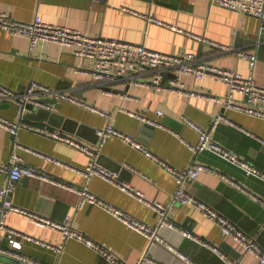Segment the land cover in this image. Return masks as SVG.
<instances>
[{"label": "crops", "instance_id": "crops-1", "mask_svg": "<svg viewBox=\"0 0 264 264\" xmlns=\"http://www.w3.org/2000/svg\"><path fill=\"white\" fill-rule=\"evenodd\" d=\"M0 12L22 22H32L40 16L45 22L68 26L90 36L145 44L164 53L194 52L202 62L244 75L253 73L256 82L264 88V41H257L261 21L214 5L211 0H0ZM149 17L178 26L207 41L150 23ZM208 41L228 46L231 50L223 52ZM202 43L204 47L200 49ZM240 51L256 54L257 59L254 62L243 59L239 56ZM93 68L92 60L75 56L63 45L40 41L34 50H30L27 38L0 29L1 84L24 92L28 84L35 81L73 94L85 104L109 114L102 116L61 100L58 101L59 109L56 104L49 111L62 119H53L54 124L44 121L40 114H33L26 118L29 123L49 125L93 148L98 142V130L111 123L137 138L171 166L185 169L201 163L211 167L212 170L201 171L195 180L186 181L184 188L235 222L264 249V181L248 176L244 170L209 150L192 151L190 146L198 143L199 135L183 121L182 116L207 128L220 113H224L231 122L222 121L213 132V139L263 171L264 119L197 96L126 83L115 84V92L107 94L92 76ZM171 78L168 74L167 82ZM183 82L191 91L217 97H224L228 92L226 84L210 77L200 80L186 75ZM236 101L244 102V97L237 96ZM121 109L138 116H130ZM16 111L15 104L0 101L2 116L14 119ZM159 111L163 114L158 115ZM28 112L31 111L28 109ZM139 116L159 122L163 127H144L142 123L148 122ZM18 144L57 158L65 165L44 160ZM13 153L22 156L26 166L45 173V177H23L18 181L11 194L14 204L57 222L68 221L71 228L112 251L126 264H227L213 249L185 236L183 230L219 247L229 259L239 260L241 264H257L253 254L244 252L232 238L223 237L218 225L196 206L173 203V194L178 187L176 178L160 163L118 137L106 140L99 150L98 161L117 172L119 182L139 190L147 200L168 207V219L178 228L162 227L160 241L151 242L99 206L87 204L83 209H76L77 191L86 187L100 199L149 226H157L159 221L155 210L115 184L97 175L87 178L76 171L74 167L86 169L89 164L90 158L83 152L28 129L13 135L0 127V164L9 162ZM5 183L6 175L0 172V189ZM6 223L10 228L54 246L48 248L36 241L18 238L21 247L12 249L7 234L1 230L0 246L16 251L21 258L42 264H111L85 242L64 239L60 230L36 225L24 214L13 212ZM145 253L153 261L141 262ZM180 255L187 256L190 262ZM18 256L11 257L26 263Z\"/></svg>", "mask_w": 264, "mask_h": 264}, {"label": "built area", "instance_id": "built-area-1", "mask_svg": "<svg viewBox=\"0 0 264 264\" xmlns=\"http://www.w3.org/2000/svg\"><path fill=\"white\" fill-rule=\"evenodd\" d=\"M211 1L214 5L233 11H239L258 18L261 21L262 28H264V0ZM148 22L168 26L177 32L187 33L184 29L178 26L165 24L152 17L148 18ZM0 29L9 32L12 35L27 38L30 50H34L40 41H44L63 45L70 49L75 56L92 60L94 62V68L92 69L91 74L97 83L105 89V93L107 94H113V92H115L113 87L115 84L126 83L129 86L148 87L157 90L175 92L186 96H197L218 104H223L226 108L236 109L246 114L264 119V88L256 82L253 73L244 75L232 69L218 67L207 62H202L194 52H184L182 54L164 53L150 49L145 44L126 42L101 36H90L80 30L68 26H60L45 22L40 16H36L32 22H22L16 20L7 13L0 12ZM187 34L196 40L202 42L207 41L206 38L202 36H195L189 33ZM209 43L223 52H229L231 50L230 47L225 45L211 42ZM239 56L243 59L251 60L252 62L257 59L256 54H252L247 51H240ZM168 74H171L172 77L169 82H167ZM186 75L195 76L200 80L210 77L216 81H221L228 86V92L224 97H217L203 92L191 91L190 89H187L185 83L183 82V78ZM124 96L130 98L128 94H124ZM237 96H243L244 102H237ZM51 97L56 98L58 101H68L73 104L83 106L86 109L102 116H109L107 112L85 104L73 94H68L63 90H57L35 81L30 82L24 92H18L0 83V101L13 103L17 107L14 119L6 118L0 114V127L5 128L13 135H17L22 129H28L83 152L89 156V164L86 169L74 167L76 171L80 172L87 178L91 175H97L112 184H115L122 191L134 196L155 210L158 213L159 221L157 226H149L136 217L100 199L86 187L77 191L79 195V200L76 205L77 210L83 209L87 204L99 206L108 213L112 214L118 220L125 223L131 229L145 235L151 242L161 240L159 232L162 227L167 226L174 229L178 228L168 219V207L165 204L147 200L139 190H136L127 183L119 182V174L117 172L110 170L99 163V150L108 138L115 136L140 150L145 155L152 158L155 162L160 163L176 178L178 187L176 192L173 194V203L181 205L192 204L196 206L204 214V216L218 225L223 237L232 238L239 244L244 252L253 254L257 258V264H264V249L253 236L246 233L235 222L230 220L213 206L200 200L184 188V183L186 181L195 180L201 171L212 170L211 167L201 163L192 164L185 169H179L171 166L162 161L158 156L154 155L146 146L139 142L137 138L122 132L111 123H109L105 128L98 130L97 134L99 140L96 148L83 143L75 136L53 129L49 125H35L29 123L26 120L28 106H33L34 109H54L53 105L44 101V99ZM121 111L126 112L130 116H138L133 112L126 111L125 109H121ZM157 113L158 115L163 114L162 111ZM139 118L145 122H150L154 126L163 127V125L159 122L155 123L143 116H139ZM182 119L193 130L198 132L199 135L198 143L190 146L192 151L198 153L209 150L235 166H238L244 170L248 176H254L264 181L263 170H260L252 163L241 158L234 151L222 146L213 139L212 134L222 121L231 122L224 113H220L207 128L200 126L187 116L183 115ZM17 146L25 148L29 152L41 156L44 160L65 165V163L50 155L24 147L23 145L18 144ZM0 172L6 175V183L0 189V231L2 230L7 234V239L12 249L21 247V241H19L18 238H26L31 241H36L37 243H41L42 246L48 248L54 247L51 244L40 242L31 236L25 235L16 229L8 227L6 223L8 216L13 212H18L28 216L36 225L60 230L64 239L72 238L85 242L90 247L98 251L111 264H126L112 251L104 248L101 244L92 241L78 230L71 228L68 221L57 222L38 213L20 208L13 203L11 194L14 192L18 181H20L23 177H45V173H42L36 167L26 166L22 156L17 153H13L9 162L0 164ZM223 178L233 184H236L234 180L227 176H223ZM237 186L242 188L240 184ZM182 232L185 236L213 249L227 262V264H241L239 260L229 259L219 247L213 246L209 242L202 241L200 238L194 236L190 231L183 230ZM61 247L62 246H60V248ZM0 254L15 257L18 256L16 251L2 246H0ZM180 256L187 262H190V259L187 256ZM18 257L21 258V256ZM21 259L29 264H42L33 259ZM148 260L153 261V259L145 253L141 262Z\"/></svg>", "mask_w": 264, "mask_h": 264}, {"label": "water", "instance_id": "water-1", "mask_svg": "<svg viewBox=\"0 0 264 264\" xmlns=\"http://www.w3.org/2000/svg\"><path fill=\"white\" fill-rule=\"evenodd\" d=\"M250 41L253 42V41H256V40H250ZM257 41H259V42H263L264 41V28H262L260 33L258 34ZM203 47H204V43L201 44L200 49H202ZM44 101H46L47 103H50L53 106L57 104L56 108H58V109L60 108L58 106L59 104H58V100L57 99L51 100L49 98V99H44ZM28 109L31 112H28L26 114V118H29V116L33 115V114H40V116L44 117L43 120L44 121H48V122L53 121V119H55V118L62 119V117L57 116L56 114L50 112L49 109L46 110V109L38 108L36 111H34L33 106H28ZM67 122H72V121L71 120H67ZM51 123H54V122H51ZM73 123L77 124L76 122H73ZM56 125L59 126V124H56ZM142 126L150 128V129H154L155 128L149 122L148 123H142ZM98 140H99V137H98ZM0 264H29V263H21L20 260L14 259L11 256H8V255H5V254H0Z\"/></svg>", "mask_w": 264, "mask_h": 264}]
</instances>
